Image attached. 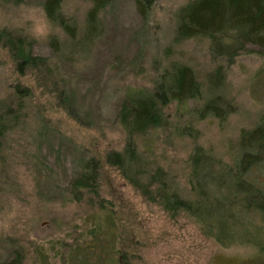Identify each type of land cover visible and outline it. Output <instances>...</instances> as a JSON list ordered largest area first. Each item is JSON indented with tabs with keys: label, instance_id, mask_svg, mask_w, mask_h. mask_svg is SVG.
<instances>
[{
	"label": "rangeland",
	"instance_id": "1",
	"mask_svg": "<svg viewBox=\"0 0 264 264\" xmlns=\"http://www.w3.org/2000/svg\"><path fill=\"white\" fill-rule=\"evenodd\" d=\"M46 1L0 0V33L28 38L38 58L37 67L20 73L0 44V116L11 106L21 116L0 136V263L19 255L24 264H264L254 246L223 247L196 221L171 217L106 163L128 138L119 120L127 95L152 90L178 66L191 67L206 88L222 64L227 77L212 97L233 104L235 113L197 121L186 109L206 97L184 107L172 103L164 126L135 137V144L186 194L196 147L232 164L241 135L264 123V49L249 46L254 52L227 69L210 56L206 39L176 42L177 14L194 0H156L146 15L137 0H111L90 42L93 0H63L62 13L75 27L72 41L48 20ZM26 89L30 96H19ZM186 121L193 138L177 131ZM91 159L100 164L98 194L75 195L72 187ZM221 174L213 173L215 185L228 181Z\"/></svg>",
	"mask_w": 264,
	"mask_h": 264
},
{
	"label": "trees",
	"instance_id": "2",
	"mask_svg": "<svg viewBox=\"0 0 264 264\" xmlns=\"http://www.w3.org/2000/svg\"><path fill=\"white\" fill-rule=\"evenodd\" d=\"M62 1L47 0L46 16L74 41L75 27L62 13ZM110 1L93 0L87 16L86 37L89 42L99 29L102 10ZM155 1L137 0L141 14L146 15L149 11L147 4ZM198 38L208 41L210 56L219 62L224 60L227 69L240 55L254 52L249 46L264 49V0H194L188 3L177 14L175 41ZM27 39L8 30L0 33V44L8 49L20 73L37 67L38 58L33 57L32 43ZM220 66L211 78L208 77L207 89L191 67L178 66L160 76L152 90L142 89L127 95L121 105L119 120L128 138L123 151L111 152L106 163L116 168L148 202L157 203L171 217L184 215L196 221L204 236L223 247L251 245L264 256V123L241 135L239 154L230 165L196 147L189 158L187 194L169 180L168 173L149 151L141 153L135 144V137L145 136L164 126V109L172 103L184 107L189 101L199 102L206 97L203 105L186 109L187 114L197 121L209 117L225 121L235 113L233 104L212 97L227 77ZM18 94L23 98L30 96L27 89L18 90ZM23 109L19 111L23 112ZM186 112L180 110L178 114L184 116ZM20 119L13 106L9 107L0 116V136L6 129L16 127L12 124ZM181 124L177 128L180 136L193 138L191 122H185L186 129H182ZM219 172L229 178L226 183L215 185L213 173L220 176ZM99 177L100 164L95 159L89 160L74 183L72 193L82 189L97 196ZM227 192L231 198L226 196ZM82 198L84 195L75 197ZM0 264L24 263L21 256L14 255Z\"/></svg>",
	"mask_w": 264,
	"mask_h": 264
}]
</instances>
